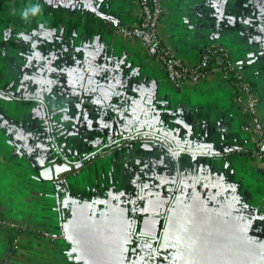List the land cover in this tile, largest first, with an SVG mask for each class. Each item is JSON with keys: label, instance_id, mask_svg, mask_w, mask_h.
I'll return each mask as SVG.
<instances>
[{"label": "crops", "instance_id": "1", "mask_svg": "<svg viewBox=\"0 0 264 264\" xmlns=\"http://www.w3.org/2000/svg\"><path fill=\"white\" fill-rule=\"evenodd\" d=\"M160 5L161 44L185 64L223 49L264 138V0ZM137 21V0H0V264H124L138 218L180 230L191 197L196 254L264 264V163L234 84L213 69L174 87L116 32ZM52 162L71 169L41 179Z\"/></svg>", "mask_w": 264, "mask_h": 264}, {"label": "built area", "instance_id": "2", "mask_svg": "<svg viewBox=\"0 0 264 264\" xmlns=\"http://www.w3.org/2000/svg\"><path fill=\"white\" fill-rule=\"evenodd\" d=\"M138 21L135 25L119 26L116 32L139 43L146 53L155 58L162 66L167 80L179 87L185 80L196 82L214 70L234 84L235 101L246 116L254 132V147L257 157L264 163V138L260 121L257 117L256 100L247 81L219 47H209L200 53L193 64H185L175 57L173 52L161 44L156 34V25L161 15L160 0H137Z\"/></svg>", "mask_w": 264, "mask_h": 264}, {"label": "flooded vegetation", "instance_id": "3", "mask_svg": "<svg viewBox=\"0 0 264 264\" xmlns=\"http://www.w3.org/2000/svg\"><path fill=\"white\" fill-rule=\"evenodd\" d=\"M142 127V129H140ZM133 132L132 134H129L128 136H135L137 133L147 136L144 133V125L139 124L137 126L132 127L131 129ZM143 130V131H142ZM148 130V129H147ZM143 132V133H142ZM123 133V132H122ZM124 134H120V136L116 137L121 139L123 138ZM114 137V136H112ZM182 198V196H180ZM186 200V199H185ZM185 200H182V202H185ZM189 202H192L195 204V207L191 208L188 207L189 203H181L180 209L184 210L187 215L186 220V226H188L187 230L180 229V234L178 232L177 238L175 234L177 233L176 224L179 220L174 219L173 217H170V214L166 212H162V214L157 215H142L138 218V228L135 224H133L132 232L135 237L140 238L141 241L134 242L129 239H124L122 242L127 245L129 248L125 252V260L124 264H230L229 260L226 261V259L222 258L221 255L217 258L213 257L211 254L205 255V254H196L197 247L195 240H191L195 235L189 233L191 225H194V222L198 221V216L195 215L192 216L194 211L197 210L198 205L196 204L195 199L192 200V197L189 200H186ZM162 204V202H159V205ZM190 215V216H189ZM147 216V217H158L157 225H155L154 221L146 222L142 226V230L140 229V223L141 218ZM170 217V223L168 221ZM192 223L191 225L189 224ZM181 224V223H180ZM179 224V225H180ZM142 238V239H141ZM163 238H171L173 241L172 246H169L168 242H166V245L163 243ZM154 240V241H153ZM130 243L132 245H130ZM155 243V245H154ZM194 243V244H193ZM121 247V246H120ZM107 251H110L113 253L114 251L110 250V248L107 249ZM139 254H137V253ZM117 253H120L119 250H117ZM180 255V256H179ZM110 258L114 257L113 255H108ZM200 258H205L206 260H210L209 263L201 262L202 260ZM112 259V258H111ZM113 261H117V258L115 257ZM118 262V261H117ZM116 263V262H115ZM120 263V262H119ZM118 264V263H116Z\"/></svg>", "mask_w": 264, "mask_h": 264}, {"label": "water", "instance_id": "4", "mask_svg": "<svg viewBox=\"0 0 264 264\" xmlns=\"http://www.w3.org/2000/svg\"><path fill=\"white\" fill-rule=\"evenodd\" d=\"M71 169V165L66 162H52L47 164L39 169L38 174L41 179L44 180H56L61 177V175ZM158 217H147L144 216L141 218L140 229L142 230V226L146 222L154 221L155 225H157Z\"/></svg>", "mask_w": 264, "mask_h": 264}, {"label": "rangeland", "instance_id": "5", "mask_svg": "<svg viewBox=\"0 0 264 264\" xmlns=\"http://www.w3.org/2000/svg\"><path fill=\"white\" fill-rule=\"evenodd\" d=\"M189 216H190V215H189ZM187 228H188V226H186V225L183 226V228L180 227V229H182V230H186ZM193 228H195V227H193ZM176 229H177V231H176L177 233L175 234V236H176V238H177V234H178V232L180 233V231H179V227H176ZM180 234H181V233H180ZM181 235H182V234H181ZM179 256H180V255H179Z\"/></svg>", "mask_w": 264, "mask_h": 264}]
</instances>
